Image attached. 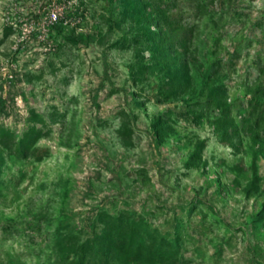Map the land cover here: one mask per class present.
Here are the masks:
<instances>
[{
	"label": "rangeland",
	"instance_id": "rangeland-1",
	"mask_svg": "<svg viewBox=\"0 0 264 264\" xmlns=\"http://www.w3.org/2000/svg\"><path fill=\"white\" fill-rule=\"evenodd\" d=\"M52 1L67 22L15 49L7 15ZM251 96L264 104V0H0V128L13 136L0 144V264H68L103 211L142 215L179 264H264ZM31 128L40 160L18 154Z\"/></svg>",
	"mask_w": 264,
	"mask_h": 264
},
{
	"label": "trees",
	"instance_id": "trees-1",
	"mask_svg": "<svg viewBox=\"0 0 264 264\" xmlns=\"http://www.w3.org/2000/svg\"><path fill=\"white\" fill-rule=\"evenodd\" d=\"M170 14H164L160 23H168ZM222 91V85L215 84L209 91V100H214L218 106L224 110V122H229L232 118L229 115L230 104L226 100L218 97ZM249 104L252 106V113L259 109L255 115L253 123L249 126H259L264 121V104L260 98L251 96ZM249 121L248 116H245ZM246 122V123H247ZM161 117L154 122V127L159 135ZM227 127V125H226ZM237 129V126H234ZM31 135V136H30ZM41 136L40 129L31 130L19 142L18 154L22 157L31 156L36 160L42 159L48 154L47 147H40L36 140ZM13 142L12 133L0 128V144L9 147ZM255 171V170H254ZM257 180V173L254 172L250 185ZM254 187V186H252ZM260 212L264 220V201ZM100 222L102 227L99 232L86 237L81 241H76L71 251L74 257L68 264H179V250L177 243L161 233L157 228L151 227L140 214L121 211L116 214L106 211L100 212Z\"/></svg>",
	"mask_w": 264,
	"mask_h": 264
},
{
	"label": "built area",
	"instance_id": "built-area-1",
	"mask_svg": "<svg viewBox=\"0 0 264 264\" xmlns=\"http://www.w3.org/2000/svg\"><path fill=\"white\" fill-rule=\"evenodd\" d=\"M70 2V0H68ZM33 7L25 9L22 6L7 15V23L14 29L15 49L23 46L35 37L37 40H45L50 33L51 27L57 22H67L66 4L60 2H49L43 8Z\"/></svg>",
	"mask_w": 264,
	"mask_h": 264
}]
</instances>
